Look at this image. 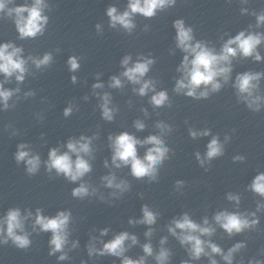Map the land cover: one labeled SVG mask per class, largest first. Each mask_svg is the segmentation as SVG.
Listing matches in <instances>:
<instances>
[{"label": "clouds", "instance_id": "obj_1", "mask_svg": "<svg viewBox=\"0 0 264 264\" xmlns=\"http://www.w3.org/2000/svg\"><path fill=\"white\" fill-rule=\"evenodd\" d=\"M242 5H246L248 0H240ZM176 4V0H127V6L123 11L118 10L115 5H109L105 14L108 17V27L111 29H122L127 34H132L137 25L134 18L140 15L144 18H153L158 12L166 11ZM11 5V6H10ZM45 9H50L46 0H31L28 3L25 0L22 4H16V0H0V19H10L18 33L20 40L34 39L45 33L46 26L49 23V17L44 14ZM241 15H251L255 17V25L249 24L248 28L239 31L234 36L225 32L220 37L222 44L219 50L209 41L196 39L194 29L191 25L185 23L183 18L175 19L172 23L175 29V46L182 53V59L178 64L176 71L181 73L175 77L173 91L196 100L208 99L211 95L219 93L225 86L230 85L235 90L238 103L244 104L250 111L259 113L264 109V94L261 92V81L264 79V72L244 71L237 73L233 80V61L251 59L254 62H264V56L261 55L259 48L264 45V32L255 31L264 27V10L257 12L248 7L240 8ZM95 29L98 34L103 33L102 25L97 23ZM118 29V30H119ZM144 31H148V25H145ZM224 36L229 38L224 40ZM59 52L60 49H55ZM174 54V53H173ZM81 57L71 55L67 59V66L71 75V83L76 84L78 77L75 75L80 70ZM54 61L53 52L47 51L43 55H24V48L17 46L12 41L0 43V74L3 75V81H0V106L3 111L14 109L17 101L21 99L19 87L25 81L27 75H35L30 71L29 62L34 65L37 71H43L51 67ZM156 59L151 53L145 55L140 53L133 61L131 54H126L120 60V66L123 69L119 75L109 77L107 87L113 89H122L125 81L138 87H133L132 91L145 97L151 93L148 103L153 109L171 106V100L167 89L157 90L158 81L154 78H146ZM100 73H96V83L92 84L93 95L99 99L98 107L101 117L107 122L115 119L119 108L113 105L111 93L103 90L105 84L99 80ZM15 78L17 87L6 88L4 85L10 83ZM36 92L28 90L23 93V98L34 97ZM16 98L13 103L10 100ZM88 99L87 96L84 97ZM131 104V101H129ZM74 111H78V106L69 101L68 106L63 109V116L69 117ZM141 111L145 117L149 115L146 108ZM38 119H42V114H37ZM187 123V121H186ZM133 126L137 131L145 129L146 124L142 119H136ZM156 134H150L144 139L137 138L128 131H121L118 134L109 133L108 147L111 149V163L104 160V167L109 169V173L100 177V184L103 188L109 189L108 197L100 191V188L93 185L84 178L92 172L91 160L94 159L95 148L93 141L99 136L98 132L91 136L81 134L78 138L71 136L66 144L58 147H52L48 151L47 159L42 160L38 152L33 151L28 143H18L14 153V160L17 165L23 164L25 172L29 176L36 175L43 165L49 177L52 178L53 171L56 177L62 176L69 183L77 184L73 187L71 195L73 198L85 199L88 197H97L101 201L111 203L113 200L120 199L126 192L131 190V183L127 179L118 178L114 169L129 168L130 175L136 180H146L149 184L157 181L160 167L164 162L170 159V153L173 152L166 143V136L173 128L172 125L163 120L155 122ZM6 130L12 128L6 125ZM188 135L196 140L201 137L211 136L206 145V152L202 155L199 151L195 152V158L201 168L208 171L212 161L222 157L225 154L226 145L231 140V135L225 134L221 140L219 134L213 135L210 128L198 130L194 126H189ZM235 132V129L232 130ZM18 130L12 128L11 135L16 136ZM43 133L41 136L43 137ZM138 146L145 147L144 155L138 154ZM66 147V151H61ZM233 162H244L245 157L236 155ZM185 181L177 179L175 181L176 191H180ZM247 190L261 199L256 202L255 211H240L241 195L228 192L226 199L233 202L234 211L227 208L218 210L212 216L210 222L208 216H204L202 223L196 222L188 212L179 217H173L170 223L166 225L168 233L175 237L181 247L187 253L188 259L182 260L180 264H193L206 257L208 264H219L216 257H219L224 264H234L238 253L247 247L245 241L236 242L226 251L217 243L213 242V237L217 232V227L232 238L247 231H255L260 223L257 213L264 212V172H259ZM143 198V193L139 194ZM142 216L140 218H130V225H147L144 236L149 238L147 242L140 244L143 255L133 259L126 255L129 249L139 244L138 237L128 231L114 233L113 237L107 241L102 238L107 236L110 229H100V235L90 236L86 245L89 259L94 257L111 256L118 258L120 264H147L149 257L155 260V264H170L172 252L165 247L168 237H161L159 248L155 250L151 242V237L160 215L158 211L153 210L148 204L141 206ZM73 222L70 209L58 210L55 215L44 214L41 207L35 211L31 208H25L23 212L20 207H9L3 216H0V245H8L17 249L27 250L32 245L31 236L33 233H51L48 240L49 256H57L58 261L70 260L69 252L77 249L78 240H71L72 229L70 224ZM29 226L31 231H29ZM130 243H126L129 242ZM99 244V246H98ZM264 255V251L261 253ZM80 264H87V261L81 260ZM239 264H244L241 257ZM247 264H264V260L255 257L249 259Z\"/></svg>", "mask_w": 264, "mask_h": 264}]
</instances>
